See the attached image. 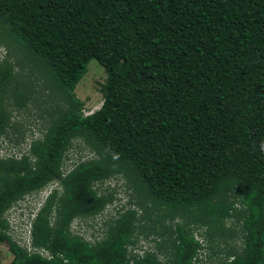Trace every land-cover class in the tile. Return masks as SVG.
I'll use <instances>...</instances> for the list:
<instances>
[{"label":"trees","instance_id":"1","mask_svg":"<svg viewBox=\"0 0 264 264\" xmlns=\"http://www.w3.org/2000/svg\"><path fill=\"white\" fill-rule=\"evenodd\" d=\"M0 48V140L38 92L47 119L24 150L0 155L8 264H206L210 240L235 233L210 264H264V0H0ZM91 59L106 77L84 115L75 87ZM19 63L50 93L22 86ZM76 140L89 156L65 171ZM115 177L128 206L98 240L72 232L114 202L99 186ZM51 184L27 249L11 212L24 216L16 204ZM141 237L153 248L135 251Z\"/></svg>","mask_w":264,"mask_h":264},{"label":"rangeland","instance_id":"2","mask_svg":"<svg viewBox=\"0 0 264 264\" xmlns=\"http://www.w3.org/2000/svg\"><path fill=\"white\" fill-rule=\"evenodd\" d=\"M5 50L0 48V59L5 56ZM22 65V66H21ZM18 71L20 72V81L22 86L27 85L25 81L29 82V79H32L33 86L37 90L44 89L42 93H50V90L44 85V77H42L39 69L34 66L32 73L28 72L30 70L29 66H26L24 63L18 66ZM105 72L102 66L95 60L91 59L87 65V72L82 77V79L78 82L75 87V93L77 98L83 101V108L88 111H94L98 109L102 103V92H101V84L105 82ZM35 93L34 95H36ZM39 99L30 104V108L20 114L18 117L14 118L13 126L10 130L12 133L13 140H8L6 138H1L0 140V155L8 152L18 153L24 150L30 141L34 138H39L44 133V128L46 127L45 119L39 117L41 113L44 112L45 101L44 98L40 97V93L37 94ZM85 143L81 141H74L71 149L67 153V159L64 163V170L68 171L72 168V166L79 161L80 159H85L89 156L88 149H85ZM54 185L51 184L42 191L26 195L23 200L18 202L15 207L17 209H23V215L19 216V211L11 212V218L9 221L10 229L13 231V237L18 241L22 242L21 245H24V238L29 237V228L31 218L36 211V207H39L43 198L47 195V193L52 189ZM101 191L109 192L114 195V202L107 206L104 212L97 217L94 218H86V219H75L71 224V230L74 233H78L83 235L87 240L93 241L98 240L103 236V222L108 221L111 216H114L118 209L125 208L128 206V202L131 200L132 191L129 188H126V182L121 177H115L112 180H108L99 186ZM163 221L164 224H169V222ZM175 223V222H174ZM231 221H226V227L231 226ZM235 229L237 225H233ZM195 237L199 239V241H204L203 237L199 235V232H195ZM148 239H144L143 237L137 242L135 246V251L141 253L145 249L153 248L154 242ZM226 241V242H225ZM19 242V244H20ZM238 242L236 239V233L234 237H219L216 239L214 236L213 239L210 240V247H207L203 254L202 263L210 264L215 261L216 255L214 252L218 251V248L222 249L227 247L226 244H232ZM170 248H165V250L161 254V258L166 260ZM14 255L9 252L7 243H0V264H8ZM201 264V262H200Z\"/></svg>","mask_w":264,"mask_h":264},{"label":"clouds","instance_id":"3","mask_svg":"<svg viewBox=\"0 0 264 264\" xmlns=\"http://www.w3.org/2000/svg\"><path fill=\"white\" fill-rule=\"evenodd\" d=\"M83 112H84V115H88V114H90L93 111H88L87 112L85 109H83ZM262 148H264V145H262ZM3 154L1 156H3ZM112 156H113V159H118V154L112 153ZM21 243L22 242H20V244ZM24 245H25V247H27V249H30V247H31L30 236L29 237L27 236V238H24Z\"/></svg>","mask_w":264,"mask_h":264}]
</instances>
